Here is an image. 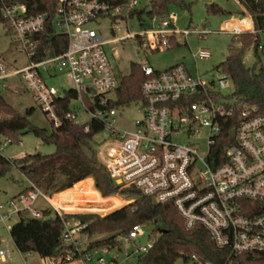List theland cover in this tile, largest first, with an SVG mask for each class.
<instances>
[{
	"label": "built area",
	"instance_id": "2783aa9c",
	"mask_svg": "<svg viewBox=\"0 0 264 264\" xmlns=\"http://www.w3.org/2000/svg\"><path fill=\"white\" fill-rule=\"evenodd\" d=\"M137 6V0L123 6L105 0H57L53 27L66 38L67 46L61 54L45 53L39 60L35 37L43 32L47 15H30L22 4L5 6L2 18L6 29L28 65L9 69L0 63V92L18 83L51 125L58 127L57 101L71 91L76 98L70 101L66 118L75 125L103 123L104 139L96 143V160L120 190L137 191L156 204L172 205L186 230L202 227L215 246L227 249L230 256L264 254V113L237 103L227 74L216 70L215 78L206 81L198 73L192 75L182 63L157 71L138 58L135 63L145 76L142 99L129 107L111 106L120 84L117 57L106 52L105 45L110 42L92 26H99L104 18L114 24L130 20ZM175 19L174 14L145 18L147 29L118 41L133 40L137 56L139 51L169 49L171 38L204 39L209 34L206 27L180 31ZM243 21H249L248 26L227 27L225 22L224 32L239 36L244 29L260 36L264 31L255 30L251 18ZM258 51L264 54V46ZM207 56L206 52L199 54L200 58ZM59 73L66 75L69 90L48 83ZM129 108L138 110L141 118L130 127L118 126ZM81 114L89 120L81 122ZM12 144L11 139L1 136L0 155ZM25 180L27 191L0 205V225L6 230L15 217L42 219L43 210L35 209L40 198L63 222L61 238L75 248L74 256L79 257L75 263L138 264L150 250V233L144 246L137 241L146 236L144 228L148 226L136 225L120 238L119 248L104 246L83 253L86 241L81 236L86 225L63 220L65 210L51 203L53 197ZM12 255L7 245L0 246V264L9 262ZM190 264L202 263L193 256Z\"/></svg>",
	"mask_w": 264,
	"mask_h": 264
},
{
	"label": "trees",
	"instance_id": "16d2710c",
	"mask_svg": "<svg viewBox=\"0 0 264 264\" xmlns=\"http://www.w3.org/2000/svg\"><path fill=\"white\" fill-rule=\"evenodd\" d=\"M105 1L113 6H123L129 2ZM235 1L244 10L224 9L218 4H209L206 6V13L209 16L234 17L238 20L247 15L252 19L255 30H264V0ZM56 2L57 0H0V25L5 29L6 22L2 18L5 6L22 4L30 15H47L43 32L35 37L38 60L45 53L57 56L67 46L66 38L57 34L53 27ZM171 4L186 7L180 0H150L148 5L132 11L129 19L137 18L140 30H145L148 26L144 24V19L165 16ZM148 6H151V12L146 14ZM6 34L9 35L8 29ZM169 43L170 48L179 45L173 38ZM250 47L253 48L257 61L252 68L245 69L242 59ZM258 47V35L243 33L234 36L228 47L226 60L215 70H220L230 77L237 103L255 107L259 113H264V61L261 62L257 57ZM144 81L145 76L140 66L135 62L131 63L129 73L120 77L119 87L115 91L117 99L111 106L129 107L132 103L140 101ZM75 98V94L68 91L62 100L57 101L59 126H52L51 133L47 135L45 130L32 126L28 121L34 108H29L22 114L15 110L7 102L4 93L0 92V137H7L15 144L20 141L22 135L33 133L43 143L51 144L55 148V152L50 155L36 153L14 160H7L0 155V177L6 176L15 168L24 179L49 197L92 179L95 189L102 197L119 195L132 200L103 217L96 214L63 215L65 221L77 220L86 225L82 231L83 236L105 235L101 240L85 243L83 253L104 246L119 248L120 238L127 235L132 227L146 225L151 229L149 238L153 243L148 253L139 258L138 264H175L180 259L183 263L190 264L193 256L202 264H264L263 253L230 256L227 249L215 246L210 234L202 227L196 226L192 230H186L183 219L172 205L156 204L149 198L134 194L133 190H120L96 160V143L93 145V140L104 130L103 123L91 121L75 125L66 118V113L70 111V101ZM26 191L27 189L19 194ZM93 192L99 197L96 191ZM63 230L61 219L57 215L50 217V212L46 210L43 211L42 219L21 216L11 226L9 235L21 254H36L41 259H48L52 264H70L76 262L79 257L74 256L73 246L63 243Z\"/></svg>",
	"mask_w": 264,
	"mask_h": 264
},
{
	"label": "rangeland",
	"instance_id": "374dc122",
	"mask_svg": "<svg viewBox=\"0 0 264 264\" xmlns=\"http://www.w3.org/2000/svg\"><path fill=\"white\" fill-rule=\"evenodd\" d=\"M137 8H141L149 4L150 0H137ZM186 7H181L175 4L168 6L167 14L175 15V27L180 30L195 29L206 27L209 34L204 39H197L195 36H190L185 39L183 36H178L177 42L179 45L155 53L138 52L135 55L134 41L127 39L124 43L119 42L127 35L140 33V26L137 18L130 20H119L117 23H112L109 18H104L99 22V26H92L98 34H100L105 42H110L105 45L106 52L109 55L115 53L117 57L118 72L117 76L127 75L130 70V64L138 58L149 63V65L157 71H163L171 66L182 63L186 69L195 75L198 73L204 80L209 81L214 79L216 74L215 68H220V65L228 56V47L234 39V35L225 31V22L227 27L234 25L236 28L248 26L249 16H245L241 20L237 18H227L224 16H209L206 13V6L209 4H218L224 9L244 10L235 0H180ZM238 20L239 22H231ZM242 30V29H241ZM113 31V33H112ZM243 33L245 32L243 29ZM251 34V33H250ZM259 46H264V31L259 36ZM137 51V50H136ZM200 52H206V58H200ZM257 57L261 62L264 61V55L257 51ZM257 58L254 56L253 48H248L243 56L242 62L245 69L252 68ZM0 63L9 69H21L28 65L27 59L16 51L15 44L10 35L6 34V29L0 25ZM55 88L69 90V84L65 74L59 73L56 77L48 82ZM22 86L12 84L11 88L4 93L7 102L20 113L24 114L29 108H34L32 115L28 117L29 123L39 129L45 130L49 135L52 130L50 121L35 105L32 96L28 94ZM75 105V104H74ZM141 118V114L135 108H129L123 112L118 122V126H128ZM89 120V116L81 114L80 121L85 123ZM104 139V134H98L94 137V143H98ZM19 144L8 146L2 156L7 160L20 159L25 155L40 153L42 155H50L55 152V148L51 144L43 143L40 138H37L33 133H28L21 136ZM82 184L78 183L73 188L52 196L51 202L56 207H61L63 214L70 215H87L96 214L101 217L117 210L132 200L113 195L110 197H102L94 187L92 179H88ZM80 184V185H79ZM27 182L24 177L15 168L6 176L0 177V205L6 204L10 199L16 197L21 191L25 190ZM96 191L99 195L94 194ZM35 209L48 210L50 217H54V211L42 199H38L35 203ZM18 221V217L13 218L8 225L10 227ZM146 236L137 240L142 246L147 242V235L151 232L150 227H145ZM105 238V235L81 236L85 243H92ZM12 251V259L3 264H52L48 259H41L36 254H21L13 245L9 230L3 225H0V246H6ZM79 264V263H70ZM134 264V263H133ZM175 264H185L180 259Z\"/></svg>",
	"mask_w": 264,
	"mask_h": 264
},
{
	"label": "water",
	"instance_id": "95a60500",
	"mask_svg": "<svg viewBox=\"0 0 264 264\" xmlns=\"http://www.w3.org/2000/svg\"><path fill=\"white\" fill-rule=\"evenodd\" d=\"M145 12H146V14H149V13L151 12V6H148V7L146 8V11H145ZM100 109H102V108H100ZM133 193H134V194H139L137 191H133ZM129 203H130V202H129ZM129 203H128V204H129Z\"/></svg>",
	"mask_w": 264,
	"mask_h": 264
},
{
	"label": "crops",
	"instance_id": "0c3cea01",
	"mask_svg": "<svg viewBox=\"0 0 264 264\" xmlns=\"http://www.w3.org/2000/svg\"><path fill=\"white\" fill-rule=\"evenodd\" d=\"M231 22H239L238 20L236 21V20H233V21H231ZM181 64V63H180ZM172 67V66H171ZM170 68V67H169ZM166 70V69H165ZM52 203V202H51ZM55 206V205H54Z\"/></svg>",
	"mask_w": 264,
	"mask_h": 264
},
{
	"label": "bare ground",
	"instance_id": "6f19581e",
	"mask_svg": "<svg viewBox=\"0 0 264 264\" xmlns=\"http://www.w3.org/2000/svg\"><path fill=\"white\" fill-rule=\"evenodd\" d=\"M80 184H82V183H80ZM80 184H79V185H80Z\"/></svg>",
	"mask_w": 264,
	"mask_h": 264
}]
</instances>
